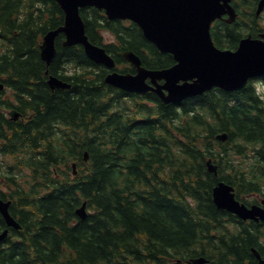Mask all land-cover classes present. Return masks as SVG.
I'll list each match as a JSON object with an SVG mask.
<instances>
[{
    "label": "trees",
    "instance_id": "obj_1",
    "mask_svg": "<svg viewBox=\"0 0 264 264\" xmlns=\"http://www.w3.org/2000/svg\"><path fill=\"white\" fill-rule=\"evenodd\" d=\"M81 12L93 43L103 44V29L116 36V47L104 45L115 61L123 62V52L132 50L147 69L172 64L136 25L102 24L95 8L89 16ZM62 22L54 0H0V41L10 51L2 55L0 73L30 94L28 106L35 111L28 123L6 125L16 144H31L42 153V161L31 165L34 178L26 186L14 182L10 209L21 227L9 228L0 241V264H187L198 255L211 264H257L251 248L264 258L262 226L252 222L234 235L224 225L230 213L212 201L219 180L239 191L251 186L224 176L222 169L214 174L206 161L217 157V132H226L233 142L230 150L223 148L227 155L239 154L246 143L264 142V91L260 98L249 81L233 93L215 88L218 92L179 104L164 103L155 93H129L134 106H128L126 92L103 81L106 68L90 61L80 45L62 46L61 34L46 67L38 44ZM225 30L235 48L239 34ZM212 36L221 48L219 32ZM70 64L94 70L68 73ZM46 69L71 88L51 91ZM56 121L69 127L68 139L42 148L41 135L50 134ZM83 149L89 154L86 172L70 180L65 170L60 177L58 168H66ZM260 156L264 162V147ZM82 201L90 210L84 219L75 213ZM4 224L0 216V231Z\"/></svg>",
    "mask_w": 264,
    "mask_h": 264
},
{
    "label": "water",
    "instance_id": "obj_2",
    "mask_svg": "<svg viewBox=\"0 0 264 264\" xmlns=\"http://www.w3.org/2000/svg\"><path fill=\"white\" fill-rule=\"evenodd\" d=\"M64 10V25L48 31L44 36L41 56L49 62L54 52V38L60 32L66 35L65 44L80 43L87 57L112 67L114 60L101 46L92 44L84 32L79 7L95 6L105 9L109 18H128L138 24L143 35L164 53H171L176 64L164 70H147L140 65V59L133 52L124 53V58L136 68L135 74L111 73L105 81L127 90L145 92L153 90L164 102L177 101L188 95L200 93L212 86L226 90L242 87L254 76L264 74V40H242L235 51L219 50L213 46L209 26L221 13L233 16L229 0H57ZM263 1L259 6H263ZM264 36V34H263ZM150 78L154 86L145 83ZM164 79L163 85L156 80ZM193 80L186 86L180 80ZM51 85L55 83L51 81ZM185 85V83L183 84ZM163 89L168 91L164 94ZM213 199L218 207L237 212L242 217L255 214L248 212L230 193V187L220 183L213 190ZM0 211L7 222L14 223L0 202ZM84 217V206L77 209ZM6 234H0V239ZM199 257L193 264H205ZM260 264H264L260 262Z\"/></svg>",
    "mask_w": 264,
    "mask_h": 264
},
{
    "label": "flooded vegetation",
    "instance_id": "obj_3",
    "mask_svg": "<svg viewBox=\"0 0 264 264\" xmlns=\"http://www.w3.org/2000/svg\"><path fill=\"white\" fill-rule=\"evenodd\" d=\"M227 37H228V39H231L230 41H232V37H230L229 38V36L227 35ZM229 45H230V43H229ZM232 45H230V47H231ZM234 47V46H233ZM1 109V108H0ZM8 114H10V112H9V110L7 109V108H3V118H2V121L4 122V123H8L9 121H6L5 119H8L7 117H6V115H8ZM19 118V117H18ZM17 118V119H18ZM19 124H24V123H18V125L17 126H19ZM41 137H42V135H41ZM242 201V200H241ZM242 202H244L245 204H247V205H252L253 203H256V204H262V203H264V197L262 196V195H260V194H258V193H254V194H252V195H250V196H247L246 198H244V201H242ZM258 224L259 225H261V226H264V224L263 223H261V221H259L258 222Z\"/></svg>",
    "mask_w": 264,
    "mask_h": 264
},
{
    "label": "rangeland",
    "instance_id": "obj_4",
    "mask_svg": "<svg viewBox=\"0 0 264 264\" xmlns=\"http://www.w3.org/2000/svg\"><path fill=\"white\" fill-rule=\"evenodd\" d=\"M261 20H262V22L264 23V12H263V14H262ZM0 160L5 161V159H4L3 157H0Z\"/></svg>",
    "mask_w": 264,
    "mask_h": 264
}]
</instances>
